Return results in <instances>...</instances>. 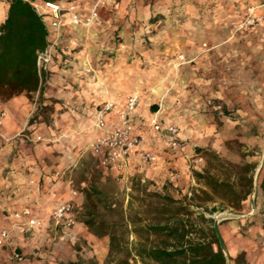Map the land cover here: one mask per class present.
Segmentation results:
<instances>
[{
	"label": "rangeland",
	"instance_id": "rangeland-1",
	"mask_svg": "<svg viewBox=\"0 0 264 264\" xmlns=\"http://www.w3.org/2000/svg\"><path fill=\"white\" fill-rule=\"evenodd\" d=\"M263 1L81 2L86 17L96 12L89 26L99 74L97 85L121 86L124 93L138 91L141 101L148 98V112H158L164 122L176 124L181 150L185 146V152L192 154L188 162L192 182L181 185L171 179L143 181L140 175L125 179L105 168L88 147L90 135L80 141L76 138L80 127L66 126L68 120L57 121L58 100L46 95L48 75L42 71V93L17 95H23L32 106L24 127L13 137L0 135L7 141L16 139L17 149L33 160L30 164L39 165L46 172L37 177L40 185L59 179L72 187V195L59 202L73 200L75 220L83 224L93 221L87 230L103 240L96 253L85 239L76 237V223L70 229L54 224V209L47 213L40 210L42 225L34 229L19 219H11L10 211L0 207V238L7 229L11 241H3L0 248L7 250L12 264L16 249L26 254L29 264H156L144 263L137 255L138 242L146 238L144 228L156 216L151 204L161 200L154 193L183 200L187 196L180 206L192 203L191 209L218 220L229 264H235L233 258L240 252L230 253L224 235L251 237L256 241L258 261L264 258ZM253 6L259 7L261 19L247 26L248 8ZM0 110L6 116L5 110ZM34 116V123L30 124ZM4 118L0 126L4 125ZM21 120L20 116L16 118L19 124ZM12 151L8 155L12 156ZM10 156L3 164L7 174ZM195 171L211 174L242 193L248 190L252 177V193L236 208L231 188H211L206 178L194 175ZM202 189L210 192L213 199ZM194 190L197 197L191 201ZM58 191L64 194L63 190ZM182 212L181 216L187 219L189 215ZM201 224L207 229L206 223ZM135 226L141 228L137 233ZM111 234L117 237L113 250ZM156 239L151 236V240ZM106 245L107 253L99 259ZM260 263L264 264V259Z\"/></svg>",
	"mask_w": 264,
	"mask_h": 264
},
{
	"label": "crops",
	"instance_id": "crops-1",
	"mask_svg": "<svg viewBox=\"0 0 264 264\" xmlns=\"http://www.w3.org/2000/svg\"><path fill=\"white\" fill-rule=\"evenodd\" d=\"M82 1L73 0L78 6L81 15L86 17V11L81 5ZM9 6L10 0H5L4 2L0 0V24L5 22ZM90 32L91 26L84 27L81 24H75L69 16H66L63 37L60 40L53 62L50 64L49 70L46 71L49 84L46 95L54 96L58 100L55 113L57 121L68 120L66 126L74 125V127H80L81 130L76 135V138L80 139V141L83 137L87 138L88 135L92 137L88 145L92 152L93 140L100 131L94 127L97 109L106 100H114L116 102L118 110L111 112L107 116L108 124L111 125L117 120L118 111L125 108L128 98L137 94L136 92L138 91H125L124 93L123 90L120 91L122 89L121 86L108 88V86L97 85V76L99 74L96 66L95 45L91 42ZM86 34L88 35V40L83 38L86 37ZM106 73L108 74L109 72ZM139 98V106L133 119L137 128L146 136V140L143 146L132 155L125 173V179L140 175L143 181L146 179H154L155 181L171 179L176 184H189L192 182V178L188 174L190 166L188 162L192 154L185 152L187 150L185 146L182 150L168 148L152 132L149 121L154 112H148L145 107L148 100L147 97L143 98L142 101L141 95H139ZM25 101L23 95H20L6 102H0V107L6 112L4 125L0 126V134L8 138L15 136L22 130L27 122V117L25 118V116L32 110L31 104L29 105ZM141 103L142 105L144 104L142 107ZM18 116L22 118V124L21 122L20 124L17 123L16 118ZM160 118L163 120L162 117ZM18 147L16 139L7 141L0 135V207L10 211L11 216L8 217L11 219L16 218L26 224V217L17 216V213L22 215L24 210L29 209L33 216L40 218V210H43L42 212L44 213L52 211L60 203L59 200L70 197L73 190L70 185L59 179L55 182H46L40 185L37 177L40 178L46 172L39 165H31L30 161L33 160L23 150H18ZM147 150L152 151L156 155V159L151 163L143 164L139 159L140 154ZM10 151H12V156L8 155ZM9 156L11 157V162L9 163L10 170L7 174L3 164ZM29 169L32 170L31 173H29ZM45 171L48 170L46 169ZM3 175L8 177V179L3 178ZM185 177L188 178L184 180ZM58 189L63 190L64 194L59 193ZM36 228L40 227H34V229ZM73 228L76 237L85 239L95 248L97 253L98 248H100L98 247L99 243L103 239L90 233L86 226L78 221H76V225ZM224 238L228 242V249L231 254L236 255L241 251H246L248 259L253 264H262L260 262L264 258L258 261L259 253L254 251V244L256 243L254 239L243 234H240V237L224 235ZM9 239L6 240L7 244H11ZM105 240L106 238H104ZM107 248V245L106 247L104 246L103 252L98 256L99 259L103 258V255L107 253ZM0 264H12L9 253L4 248H0Z\"/></svg>",
	"mask_w": 264,
	"mask_h": 264
},
{
	"label": "trees",
	"instance_id": "trees-1",
	"mask_svg": "<svg viewBox=\"0 0 264 264\" xmlns=\"http://www.w3.org/2000/svg\"><path fill=\"white\" fill-rule=\"evenodd\" d=\"M49 37L46 22L30 0H10L7 18L0 24V99L9 100L24 92L42 93L43 77L38 65V54L47 48ZM156 108L157 106L154 107ZM35 118L36 116L31 118L29 123H34ZM194 175L198 179L206 178L211 188H231L232 203L236 208H240L241 202L252 193V177L249 179L248 190L242 193L230 183L220 182L211 174L195 171ZM261 187L264 192V177ZM201 191L206 193L209 199H213L210 192L204 189ZM153 195L161 199L156 205L154 202L151 204L156 216L154 221L144 228L146 238L138 242L137 255L144 263L149 261L156 264H229L230 257L224 251V242L216 231L213 217H207L204 212L191 209L192 203L180 206L187 196L183 200L167 194ZM196 197L197 193L194 190L190 200L194 201ZM182 210L189 215L187 219L181 216ZM215 210L216 207L210 209L211 212ZM196 214L195 219L193 216ZM202 222L208 225L207 229L202 226ZM84 224L91 227L94 222L86 220ZM140 230L135 226L136 233ZM151 236L157 239L151 240ZM110 239L113 250L117 237L111 234ZM233 260L235 264H253L248 259L246 251H241Z\"/></svg>",
	"mask_w": 264,
	"mask_h": 264
},
{
	"label": "built area",
	"instance_id": "built-area-1",
	"mask_svg": "<svg viewBox=\"0 0 264 264\" xmlns=\"http://www.w3.org/2000/svg\"><path fill=\"white\" fill-rule=\"evenodd\" d=\"M35 6L37 12L46 22L49 29V44L47 48L38 54V65L40 72L49 70L50 64L59 46L60 40L64 34L65 18L69 16L75 24L89 26L96 15L93 12L90 16L83 17L78 10V6L73 0H30ZM264 7V1L260 5ZM259 7L253 6L248 8L246 23L254 25L261 19V15L257 13ZM140 98L138 94L130 96L126 102L125 108L118 111L117 120L109 125L107 116L111 112L118 110V105L114 100H106L100 106L95 115L94 127L99 129V133L95 136L92 143V154L97 157L100 164L105 168L112 169L117 174L126 177V171L132 155L143 146L146 136L137 128L134 122V115L137 112ZM5 113L0 110V123ZM158 112H154L149 121L152 132L172 150H179L182 146V140L179 128L176 124L164 122ZM143 164L151 163L156 159V155L150 151H144L140 154ZM73 200H66L58 203L51 216L56 226L70 229L76 223L74 218ZM26 217L27 228L41 227L42 222L39 217L31 214V210L26 209L22 215ZM9 237V231L4 229L1 233L0 243L6 241ZM13 260L15 264H29L26 254L14 250Z\"/></svg>",
	"mask_w": 264,
	"mask_h": 264
},
{
	"label": "water",
	"instance_id": "water-1",
	"mask_svg": "<svg viewBox=\"0 0 264 264\" xmlns=\"http://www.w3.org/2000/svg\"><path fill=\"white\" fill-rule=\"evenodd\" d=\"M214 226H215V228H216V231H217L219 237H220L221 240L223 241L222 236H221V233H220V230H219V221H218V220L215 221V225H214Z\"/></svg>",
	"mask_w": 264,
	"mask_h": 264
}]
</instances>
